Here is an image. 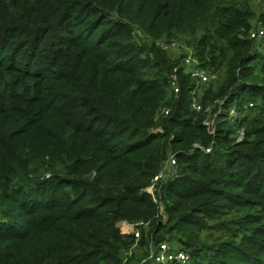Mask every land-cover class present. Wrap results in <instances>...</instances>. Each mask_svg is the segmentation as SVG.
Segmentation results:
<instances>
[{
	"label": "trees",
	"instance_id": "trees-1",
	"mask_svg": "<svg viewBox=\"0 0 264 264\" xmlns=\"http://www.w3.org/2000/svg\"><path fill=\"white\" fill-rule=\"evenodd\" d=\"M256 16L252 0H0V264H122L136 237L120 221L139 224L140 248L179 241L187 264H264ZM181 35L223 79L206 103L256 105L235 119L243 141L196 118L193 81L159 44ZM171 154L154 201L146 188ZM188 227L223 240L190 244Z\"/></svg>",
	"mask_w": 264,
	"mask_h": 264
},
{
	"label": "built area",
	"instance_id": "built-area-1",
	"mask_svg": "<svg viewBox=\"0 0 264 264\" xmlns=\"http://www.w3.org/2000/svg\"><path fill=\"white\" fill-rule=\"evenodd\" d=\"M251 37L260 43L262 49H264V28L258 27L252 32ZM186 71L190 75L193 85L191 87V105L194 111L208 112L209 107H204L201 100V91L203 87L209 84L212 80L218 77L217 73L213 72L209 68H205L200 64V60L197 55L191 54L186 58ZM169 88L176 96L181 92V88L178 84L176 75H173L169 80ZM251 105H253L251 103ZM169 109L161 110L162 114H169ZM208 127L210 133H214L215 129L212 128V123L204 121ZM195 148H202L200 143L194 144ZM210 148L206 149L209 152ZM177 165L176 157L171 154L162 167V169L153 178L151 184L146 188V191L151 194L154 201H158L157 194L160 192V185L164 179L170 174L175 172ZM163 211V208H162ZM147 227V226H146ZM121 232L125 235H135L136 240L132 246L123 252V263L129 264L133 258V254L136 250L140 249L139 240L141 238V231L139 224L122 221ZM191 261V253L189 250L181 249L170 241H162L156 244H151L147 248L146 257H144L139 264H187Z\"/></svg>",
	"mask_w": 264,
	"mask_h": 264
},
{
	"label": "rangeland",
	"instance_id": "rangeland-1",
	"mask_svg": "<svg viewBox=\"0 0 264 264\" xmlns=\"http://www.w3.org/2000/svg\"><path fill=\"white\" fill-rule=\"evenodd\" d=\"M252 7L253 10L256 12L257 16L252 20L251 22V33L249 38L253 39L251 37V34L253 31H255L258 27H263L264 28V23H263V19L261 17L262 14H264V0H252ZM135 37H137L138 39H142L141 34L138 32H135ZM189 37H184L183 35L181 36H177L174 37L173 39H171L170 41L167 42V40H162L160 41V45L163 46L164 48H166L169 52V54L172 56V61L175 62H180L181 66H184L186 68V58L187 56L195 54V49L192 45V43H190ZM260 45L259 42H256ZM260 50H264L262 48H260ZM198 56V55H197ZM213 71V70H212ZM215 72V71H213ZM217 73L218 77L214 80H212L209 84L205 85L201 91V100L203 102V104H207L206 106L209 107V111L203 115H195L197 119H203L204 121H208L210 122V124L212 123V128L216 129L217 126L221 125L222 123L226 124V126L228 128H231L232 130L235 131V133L232 134L231 139L234 141V143H239L241 141H243L245 139V127H241L238 124H236L235 119L237 117L241 118L247 114H249V112H253L252 109H254V111H256V105L255 107H253L251 105V103H248V106H246L244 108V111L239 114V112L236 109V105H233V108L229 110V112L227 111H222L221 108L219 107L218 110L215 109L216 104H209L206 103L207 100V96L209 95V91L211 88L216 89L218 86H220V83L223 81L222 78H220V74L218 72ZM217 102V101H216ZM263 101H258V107L262 106ZM228 107L225 106L224 110H227ZM227 115V116H226ZM164 210V209H163ZM164 213V212H163ZM164 221L167 220V216L164 213ZM122 221L118 222V226L121 227ZM209 224H212V222L210 221ZM190 230H196V233L199 235L198 239H195V241H191L190 244H196V246H203V244H211V243H215V242H222V235H221V231H218V228L216 227H202L201 229L199 228H195V227H188ZM121 230V228H120ZM194 233V235L196 234ZM179 236V235H177ZM181 236V235H180ZM175 241V240H174ZM176 246H183L179 241L175 243ZM148 248V246H147ZM147 248H140L138 250H136L133 254V258L130 260L129 264H139L140 261L146 257V253H147ZM190 249L192 250V248L190 247ZM194 256V255H193ZM201 258V255H198V253H195V256L192 260L199 261Z\"/></svg>",
	"mask_w": 264,
	"mask_h": 264
}]
</instances>
